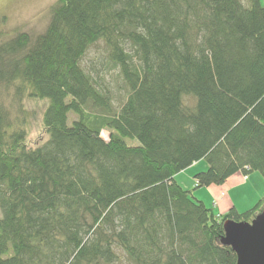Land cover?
Masks as SVG:
<instances>
[{"label": "trees", "instance_id": "obj_1", "mask_svg": "<svg viewBox=\"0 0 264 264\" xmlns=\"http://www.w3.org/2000/svg\"><path fill=\"white\" fill-rule=\"evenodd\" d=\"M247 1L57 0L43 33L7 42L1 79L48 100L49 137L31 145L0 98V264L237 263L224 222L252 221L264 192L221 215L194 192L264 178V0ZM98 42L119 107L80 62Z\"/></svg>", "mask_w": 264, "mask_h": 264}, {"label": "rangeland", "instance_id": "obj_2", "mask_svg": "<svg viewBox=\"0 0 264 264\" xmlns=\"http://www.w3.org/2000/svg\"><path fill=\"white\" fill-rule=\"evenodd\" d=\"M56 1L57 0H0L1 54H4V47L7 42L21 32L28 34L31 40H34L43 33L50 22V7ZM242 1L248 4L247 0ZM3 57L5 59L4 61L8 62L7 55L4 54ZM80 62L84 69L97 76L98 82L103 88H108L113 95L116 107H119L126 95L125 81H123L119 68H115L108 61L107 50L104 43L98 42L95 46L89 48ZM19 84L20 82H14L7 85L0 76V98L5 107L12 112V117L14 119L18 116H25V127L28 130V142L33 146L43 144L49 137L42 123V113L48 100L30 98L27 96V92L20 98L18 94ZM188 102L193 104L194 100L189 98ZM21 109H23V111H21ZM102 135L108 138L107 131H103ZM126 141L129 144L139 143V141L134 138H126ZM190 173H192V170H190ZM259 175L262 177L261 174ZM183 176L187 178L186 175ZM255 180L256 178H253V181ZM255 200L253 204L259 199ZM1 215L2 212L0 210V216ZM120 254L123 256V261L119 263L115 262V264H129L126 254H123L122 251H120Z\"/></svg>", "mask_w": 264, "mask_h": 264}, {"label": "crops", "instance_id": "obj_3", "mask_svg": "<svg viewBox=\"0 0 264 264\" xmlns=\"http://www.w3.org/2000/svg\"><path fill=\"white\" fill-rule=\"evenodd\" d=\"M207 168L208 164L206 162L197 161L176 176L183 187L192 188L196 184L194 174ZM190 170H192V173H190ZM259 174L258 172H252L247 176L240 171L230 176L222 184L198 187L194 193L197 197L203 199L208 207H213L218 215L229 212L232 207H236L238 211L242 212L252 208L254 206L253 201L261 199V195L263 196L261 193L264 192V178L262 179L263 176L261 177ZM183 175H186L187 178ZM253 178H256V180L253 181Z\"/></svg>", "mask_w": 264, "mask_h": 264}, {"label": "water", "instance_id": "obj_4", "mask_svg": "<svg viewBox=\"0 0 264 264\" xmlns=\"http://www.w3.org/2000/svg\"><path fill=\"white\" fill-rule=\"evenodd\" d=\"M221 243L237 254L236 264H264V207L252 221L228 219Z\"/></svg>", "mask_w": 264, "mask_h": 264}]
</instances>
